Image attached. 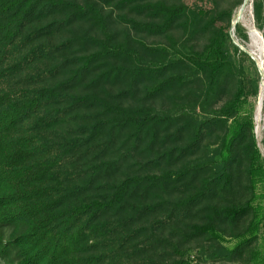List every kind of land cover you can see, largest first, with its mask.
Returning a JSON list of instances; mask_svg holds the SVG:
<instances>
[{
  "label": "trees",
  "instance_id": "16d2710c",
  "mask_svg": "<svg viewBox=\"0 0 264 264\" xmlns=\"http://www.w3.org/2000/svg\"><path fill=\"white\" fill-rule=\"evenodd\" d=\"M243 1L0 0V264H264Z\"/></svg>",
  "mask_w": 264,
  "mask_h": 264
},
{
  "label": "rangeland",
  "instance_id": "374dc122",
  "mask_svg": "<svg viewBox=\"0 0 264 264\" xmlns=\"http://www.w3.org/2000/svg\"><path fill=\"white\" fill-rule=\"evenodd\" d=\"M187 1L191 3L194 0H187ZM242 5L243 3L239 7L236 8L233 22L237 20V16L239 14V11ZM251 17H252L253 27L254 26L256 27V28L254 27V29L255 30L257 29V31L260 33L262 37V31L256 26L254 8H252ZM237 24H239L243 28V30L248 34V40L241 39L237 35L236 30L232 29L231 27V32H232L231 36L233 38V41L235 44L239 45L242 50L246 51L249 54V57L251 59H253L252 57H254V55L252 52L253 48L251 46L250 29L241 22H238ZM253 60L255 61L254 64H252L251 60L249 59H247V62L245 64L246 72L248 75V80L250 81V82H247V88L249 90L250 88L254 86L255 82H258L259 92H258V95H251L246 99L243 112L253 111L255 133H256V137L258 141V146L260 148V151L262 153L263 160H264V104L262 106L261 113L260 114L258 113V103H259L260 92H261V84L262 82H264V69H263L264 64L262 68V65L259 63L257 59H253ZM263 60H264V57H263ZM257 192L259 194L260 204L262 207H264V187H262V185L259 186L257 189ZM260 245H261L262 250H264L263 231L260 234Z\"/></svg>",
  "mask_w": 264,
  "mask_h": 264
},
{
  "label": "bare ground",
  "instance_id": "6f19581e",
  "mask_svg": "<svg viewBox=\"0 0 264 264\" xmlns=\"http://www.w3.org/2000/svg\"><path fill=\"white\" fill-rule=\"evenodd\" d=\"M252 8H253V0H246V2L240 8L239 14L237 16V20L238 22L243 23L246 27L250 29L251 46L253 48L252 52L255 59L259 61V63L262 65L263 68L264 42L257 29L256 30L254 29L255 26L253 27V22L251 17ZM263 104H264V82H262L261 84V92L258 103L259 114L262 111Z\"/></svg>",
  "mask_w": 264,
  "mask_h": 264
},
{
  "label": "water",
  "instance_id": "95a60500",
  "mask_svg": "<svg viewBox=\"0 0 264 264\" xmlns=\"http://www.w3.org/2000/svg\"><path fill=\"white\" fill-rule=\"evenodd\" d=\"M245 2H246V0L243 1V4H244ZM237 23H238V20H236L235 22H233V24H232V29H235ZM262 39H263V35H262ZM263 41H264V39H263ZM252 58L255 59L254 57H252Z\"/></svg>",
  "mask_w": 264,
  "mask_h": 264
}]
</instances>
